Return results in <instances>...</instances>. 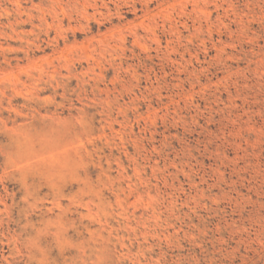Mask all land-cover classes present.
Here are the masks:
<instances>
[{"label":"rangeland","instance_id":"374dc122","mask_svg":"<svg viewBox=\"0 0 264 264\" xmlns=\"http://www.w3.org/2000/svg\"><path fill=\"white\" fill-rule=\"evenodd\" d=\"M54 263L264 264V0H0V264Z\"/></svg>","mask_w":264,"mask_h":264},{"label":"bare ground","instance_id":"6f19581e","mask_svg":"<svg viewBox=\"0 0 264 264\" xmlns=\"http://www.w3.org/2000/svg\"><path fill=\"white\" fill-rule=\"evenodd\" d=\"M47 143H49V142H47ZM25 145H27V144H25ZM79 147H80V146H79ZM48 148H49V147H48ZM56 150H57V149H56ZM45 152H46V151H45ZM38 155H39V154H38ZM41 156H44V155L41 154ZM41 156H40V157H41ZM40 157H39V159H40ZM36 159H37V158H36ZM38 161H39V160H38ZM40 161H41V160H40ZM41 162H42V161H41ZM38 163H39V162H38ZM42 163L44 164V161H43ZM66 163H67V162H66ZM45 164L47 165V162H45ZM89 214H90V212H89ZM60 263H61V262H60ZM54 264H55V263H54ZM64 264H65V263H64Z\"/></svg>","mask_w":264,"mask_h":264}]
</instances>
